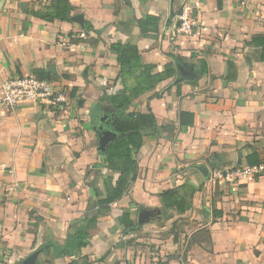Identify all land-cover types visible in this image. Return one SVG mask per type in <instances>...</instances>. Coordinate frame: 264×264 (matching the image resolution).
<instances>
[{
	"label": "crops",
	"instance_id": "1",
	"mask_svg": "<svg viewBox=\"0 0 264 264\" xmlns=\"http://www.w3.org/2000/svg\"><path fill=\"white\" fill-rule=\"evenodd\" d=\"M52 1L0 0V96L7 79L36 77L37 69L51 75L56 90H77L61 109L33 101L0 109V259L33 247L35 259L52 251L50 264L64 251L71 260L63 264L80 259L70 250L74 234L97 210L87 173L103 158L93 126L102 125L106 111L115 113L104 97L123 92L118 54L110 46L128 43L139 48L144 63L174 64L178 76V67L186 66L187 77L177 85L164 82L128 108L145 113L150 107L157 130L146 133L136 155L137 181L99 218L79 255L103 257V264H264V172L234 184L215 180V172L248 167L252 154L264 161V63L247 45L264 35V0H223L221 9L217 0H69L72 17L82 14L85 28L72 18L34 16ZM185 5L192 6L197 26L190 36L172 38ZM151 12L161 16L158 32L142 34L137 19ZM71 34L99 44H72ZM199 60L208 65L206 75ZM53 66L55 73L49 72ZM182 112L194 115L193 126L181 124ZM202 165L209 177L198 169ZM186 182L196 190L191 209L165 210L160 195ZM141 208L160 215L141 226ZM125 211L138 231L122 229L118 218ZM142 230L148 239H136ZM44 234L52 240H39ZM146 242L156 245L155 253Z\"/></svg>",
	"mask_w": 264,
	"mask_h": 264
},
{
	"label": "trees",
	"instance_id": "2",
	"mask_svg": "<svg viewBox=\"0 0 264 264\" xmlns=\"http://www.w3.org/2000/svg\"><path fill=\"white\" fill-rule=\"evenodd\" d=\"M147 2L148 0H140ZM219 9L223 6V0H217ZM75 11L74 6L69 0H53L48 6L39 7L34 16L48 22H70ZM161 22L160 14L151 12L148 15L137 19L138 26L142 34L157 33ZM86 30L93 31L90 24L86 23ZM72 44H89L96 47L99 44L98 39L91 37L75 38L71 34ZM248 46L255 47L259 50V62L264 63V35L254 36ZM111 50L118 54L119 74L117 81L123 87V92L118 95L106 96V100L113 106L116 117L112 122V130L118 134L115 141L110 143L102 158L101 164L95 166L98 172L106 171L103 186L99 184H90V190L96 201L97 210L94 215L87 216L80 222L74 236L76 243L70 248L72 253L87 248L90 231L97 227L99 218L108 213L112 207L121 201L130 190L132 184L137 181L138 177V160L136 155L144 145L146 133L156 132L157 120L150 107L147 112H128V108L132 106L147 91L161 86L168 80L173 81V85H177L186 79V75L178 76V71L174 64H167L158 67L154 64H147L142 61L139 48L131 44L113 43ZM181 59L177 62L181 63ZM231 72L234 65L230 64ZM199 71L202 75L208 72V65L205 60L198 61ZM35 76L40 80H50L51 75L44 70L37 69ZM234 81L235 76L230 74L227 78ZM74 88L69 95L71 98L76 94ZM180 95V89L178 90ZM181 124L183 126H193L194 115L182 112L180 115ZM242 163L236 168H242ZM246 165L255 167L264 165V161L258 154H252L247 157ZM196 193L195 188L191 187L188 182L181 185L177 189H170L160 195L165 210H175L177 213H185L191 209V201ZM217 216V214H215ZM222 215L221 212L219 214ZM124 232L138 231L140 228L131 219L129 212H123L118 218ZM72 256V254H71ZM35 257L33 253L30 258ZM71 264H79L72 262Z\"/></svg>",
	"mask_w": 264,
	"mask_h": 264
},
{
	"label": "built area",
	"instance_id": "3",
	"mask_svg": "<svg viewBox=\"0 0 264 264\" xmlns=\"http://www.w3.org/2000/svg\"><path fill=\"white\" fill-rule=\"evenodd\" d=\"M197 26L192 6L185 5L177 16L170 35L172 38L190 36ZM26 101H33L47 107L61 109L69 101V94L58 91L46 80L34 76H15L7 79L2 85L0 96L1 108H14ZM264 172V165L245 168H231L215 172V180L234 184L239 181L257 177ZM103 264V263H97Z\"/></svg>",
	"mask_w": 264,
	"mask_h": 264
},
{
	"label": "rangeland",
	"instance_id": "4",
	"mask_svg": "<svg viewBox=\"0 0 264 264\" xmlns=\"http://www.w3.org/2000/svg\"><path fill=\"white\" fill-rule=\"evenodd\" d=\"M103 172L104 171L98 172V170H96L95 168H93V169H91V170L88 171L87 177H93V179H90L92 185L99 184L101 186L102 179H104L103 176H105L103 174ZM210 181H211V179H210ZM212 182H214V184L216 183L215 181H212ZM92 203L96 204V201H95V199L93 197H92ZM94 204H93V206H94ZM89 209H90V206H89ZM95 212L96 211L92 210L90 212L89 216L94 215ZM194 227H198V225H196ZM149 234L150 233H148V231L142 230L139 234H137L139 236L136 239H143V237H145V239H148L149 238ZM39 238H40L39 240H41V239L44 240L45 243L48 242L49 240H52L51 237L46 236L45 234L42 235V236L40 235ZM202 239L203 240L205 239L207 241L208 240V237L205 236V234L203 233L202 234ZM196 240H198V239L196 237H194V241H196ZM34 244L37 245L36 242ZM209 246L210 245L207 243L206 248H208ZM149 247L152 249V252L155 253V251H156V245H154L152 243L146 242L145 248H149ZM35 248L36 247H33L31 251H27V252H25V251L22 250L21 252L13 251L10 254H4L3 258L0 259V264H18L19 261H22L25 258H27L28 256H30L37 249V248L36 249ZM81 251H78L77 252L78 256H80V259L77 260L78 263H80V264H97V263L103 262V260L101 259L103 257H98V258L96 257L95 259L94 258L90 259L91 257L90 258H88V257L87 258H83L82 255H79V254H81ZM68 253L69 252L64 251V255L62 257L63 259L62 258L61 259H58L59 263H57V264H63L64 262H69L71 259H70ZM57 256H58V254H57ZM52 259H53V253H52V251H50L49 254H45V255H40L39 254L36 257L35 262H36V264H50V261Z\"/></svg>",
	"mask_w": 264,
	"mask_h": 264
},
{
	"label": "water",
	"instance_id": "5",
	"mask_svg": "<svg viewBox=\"0 0 264 264\" xmlns=\"http://www.w3.org/2000/svg\"><path fill=\"white\" fill-rule=\"evenodd\" d=\"M72 21L76 22L77 24H79L82 28H85V20H84V16L82 14L76 15L74 17H72ZM187 67H193L192 65L187 66ZM179 75L183 76L185 74V69L186 66H179ZM227 70L229 72V67L227 66ZM49 72L51 73H55V67L53 66L51 70H49ZM116 114L113 113L110 116L105 115L101 118V120L99 122H101L100 127L97 126H93V130L95 131V133L98 136V149L101 153L102 156H104L105 151L108 147V145L110 143H112L113 141H115L118 137V134L116 132H114L112 130V122L115 119ZM239 159H241V155L239 154ZM198 169L204 174V176L209 177V170L206 166L202 165V166H198ZM207 216L210 215L209 211H206ZM160 212H154L151 210H147L144 208H141L139 211V217H138V221H139V225L143 226L147 223H150L155 217L159 216ZM35 258H29V260H25L24 262H21L20 264H28V262L30 264H35Z\"/></svg>",
	"mask_w": 264,
	"mask_h": 264
},
{
	"label": "flooded vegetation",
	"instance_id": "6",
	"mask_svg": "<svg viewBox=\"0 0 264 264\" xmlns=\"http://www.w3.org/2000/svg\"><path fill=\"white\" fill-rule=\"evenodd\" d=\"M106 113H107V114H105V115H108V114L110 115L109 112L106 111ZM96 123H97V121H96ZM96 125H97L98 127H100V125H98V124H96ZM102 125H103V124H102ZM28 264H30V263L28 262Z\"/></svg>",
	"mask_w": 264,
	"mask_h": 264
}]
</instances>
